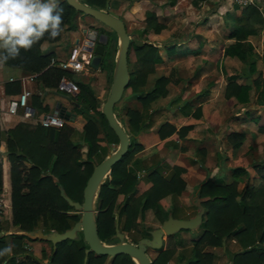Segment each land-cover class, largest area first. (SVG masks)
Listing matches in <instances>:
<instances>
[{
    "label": "trees",
    "instance_id": "obj_1",
    "mask_svg": "<svg viewBox=\"0 0 264 264\" xmlns=\"http://www.w3.org/2000/svg\"><path fill=\"white\" fill-rule=\"evenodd\" d=\"M80 1L107 11L106 0ZM174 1L169 0L171 4ZM197 1L192 0L193 3ZM60 7L63 9V29L74 25L76 13L85 14L74 9L66 0H60ZM245 8L248 9L246 12L249 20L231 32V35H236L237 39L225 48V53L235 54L242 60L251 55L252 50L245 36L258 32L264 26V18L255 5H246L243 10ZM145 23V31L150 28L158 32L163 26L156 21L153 12L146 13ZM98 33H105L108 40L95 41L92 53L100 56L99 68L105 71L110 84L116 34L113 32L111 50H108L106 45L110 40L109 33L104 29H98ZM60 37L61 34L51 40L45 36L30 51L21 50L17 59H10L4 65L17 67L26 72H37L36 79L42 88L47 91H49L48 88L54 87L55 89L58 79L62 75L70 77L71 72L48 65L54 51L43 49L41 44L55 42ZM132 49L138 66L129 70L127 86H130L133 92H137L136 97L141 102L142 108H147L152 99L166 93L164 85L169 77L159 76L154 80L150 89H143L147 74L153 70L154 64L160 61V56L156 47L148 42L134 43ZM249 67L253 70L252 62ZM76 83L78 89L70 96L73 99L75 113L82 114L85 118L80 137L86 146L84 156L81 155L82 151L79 150L78 142L72 140L74 127L67 123L74 113L65 109L56 110L66 119L65 123L59 127H44L39 123L17 121L12 127L0 129V139L4 137L9 161L11 224L18 230L33 232L40 228L43 233H48L52 230L62 232L71 227L78 220L80 213L62 198L59 194V187H62L64 193L72 200L81 202L84 185L96 163L94 162L95 156L101 153L100 157L98 156V161H100L107 154L109 145L118 142L117 136L99 109L102 101L94 94L89 82L76 81ZM20 88L17 80L4 82L6 94L17 93ZM249 89L250 84L228 81L225 94H231L233 90H236L237 99L246 102ZM30 96L37 111H49L48 104L42 103L40 95ZM258 102L264 103V80L258 92ZM116 116L120 118L129 132L136 133L143 129L142 113L138 109L119 111ZM164 127H168L166 133L174 130V126L165 122L158 128L160 135H164L161 132ZM188 127L189 125H182L177 132L180 133ZM227 136L232 147L235 148L243 139L242 132H231ZM100 141H103V144ZM139 148V144H135L134 139L130 138L126 152L111 166L109 176L100 185L95 201L94 216L98 236L104 242L117 240L114 237L115 213L117 226L121 232H128L132 229L143 230L139 238L149 237V227H144V229L138 227L144 211L152 208L159 222H162L167 213L166 211L164 213L159 205V199L167 194H179L184 188V181L177 175L181 167H173L174 173L168 177L162 176L153 169L146 176L150 182L149 186L141 194L135 196L139 174L130 169L128 163ZM254 166L258 173L257 179H253V182L245 181L239 190L236 180L220 183L207 178L199 186L197 195L201 199L200 203L204 212L198 226L202 227V231L192 239L191 257L186 258L181 264H211L214 253L208 247H221L223 240L227 238L234 239L238 244V248L231 256V264H264V165L256 163ZM230 170L234 176L247 172L243 166H235ZM119 196H122L120 200ZM162 214L164 217L161 216ZM4 236V234L0 235V249L8 245ZM10 236V244L13 245L12 253L0 257V264H136L125 253L116 254L107 261V255L93 251L88 252L84 261V249L87 243L81 231H77L74 238L58 241L54 246L49 240L30 238L24 233H11ZM167 237L171 238L170 235ZM24 240H41L48 243L49 253L45 255V251L41 250L42 257H46L47 262L44 263L31 257L28 249L23 246ZM173 251L172 246L160 249L151 258V264H166ZM20 253L26 258L17 259ZM4 260H6L5 263H3Z\"/></svg>",
    "mask_w": 264,
    "mask_h": 264
},
{
    "label": "crops",
    "instance_id": "obj_2",
    "mask_svg": "<svg viewBox=\"0 0 264 264\" xmlns=\"http://www.w3.org/2000/svg\"><path fill=\"white\" fill-rule=\"evenodd\" d=\"M110 1L111 0H108V4L110 3ZM180 1L181 0H175L172 4L169 2V0H163L162 2H165L166 5L172 7L174 10H177L179 9L178 6ZM183 1L187 2L186 7L189 9V11L194 10L196 12H201L196 16L198 17V19H196L197 21L194 27H192L186 33L181 31L182 33H177L176 35H174V32L171 33L170 30L172 26L169 25L168 22L166 24L163 18H161L159 16V13H157L155 10L149 9L144 12V19L147 12H153L156 16V21L163 25L162 28L158 32H155L150 28L145 31L144 29L146 23L144 21L141 29H138L137 32H131L132 38L130 39L129 45L132 47L134 43L148 42L156 47L157 53L160 56V61L156 62L153 66V70L147 74V76L154 75L152 77L154 78L153 80H155L159 76H167L169 74H167V71L163 73H157L158 71L156 72L155 70L158 64L160 65L166 60L170 62L168 66H174L172 70L175 71L177 68V70L179 71L182 70V66H185L187 68H190V72H192V74L188 77L183 75L178 76L177 79L173 78L174 82L172 83L175 84V93L172 92V94L170 95L166 92L167 95L165 94L166 96L164 95L162 98H160V96H157L159 98H154V103H150V101L147 108H142L141 102L136 97L137 92L130 91L131 95L128 98L129 100H125V105L117 108L116 110L113 108V110L118 114L119 111L125 112L126 109H138L142 113L144 126L142 127L143 129L136 133L127 131L123 125V122L117 116L124 129L129 133V139L133 138L135 144H139L140 147L139 150L135 152L129 164L130 169L136 171L139 174V181L137 183L136 191L141 180L146 183V187L144 188V190L149 186L150 182L146 177L149 171L154 169L158 171L162 176V173H167L168 176H170V174L174 173L173 167L179 166L181 167V170L177 175L184 181V188L181 192H185L184 196H187L189 194L190 202L188 205L195 208L197 207V202L201 201V199L197 195L198 188L207 178L220 183H227L232 180H236L238 190L244 185L245 181L250 180V173L248 172L247 165H239V162L237 163L232 157V155L236 154V152L239 153V147L241 143L236 148L232 147L231 141L230 139H228L227 135L231 132H242V141L246 139L247 134L253 137L256 129H253L252 127L251 129L248 127V131L246 129H239V127H237L235 123L238 122L239 124V115L241 114V116L243 115L245 119L251 121L253 125L257 126L260 118L259 112L264 111V103L258 102V92L262 87V83L264 80V26L258 32L247 34L245 36V40L251 44L252 50L251 55L242 60L235 54L225 53V48L228 46V44L237 39L236 35H231V32L238 28L239 25H243L248 22L249 17L246 12L248 9L245 8V10H243L245 6L237 5L234 1V5H231L229 3L230 0L229 2H226V0H198L196 3H193L192 0ZM258 2L262 3V6H260V4H257L255 6L260 11L261 16L264 18V3L262 2V0H258ZM79 19L80 16H78L77 18L75 16L74 18L75 22ZM188 19L191 18L188 17ZM212 19H215V30L217 31V33L213 35L210 32L209 26ZM198 20L200 21V23H198ZM101 24L103 23L101 22L97 25L91 23L92 26H84V24H80L79 22H77L78 28H76L75 30L81 31L84 28L91 27L93 29H96L98 32V29H103ZM166 25L168 27L167 29L165 28ZM125 28L126 30L128 29L126 24ZM166 30H168L169 33L165 34ZM141 35H146L155 40H157V37L155 36H159L163 39L158 43V45L154 41H149V39H141L142 42H138L134 39L140 38ZM76 36L77 35L74 36V40L77 38ZM216 38H219L216 47H218L220 51H217L214 56H211L213 54L215 46L213 39ZM79 39L80 41H82L81 38ZM106 40H108V36H106L105 41ZM46 43L47 42H43L41 44V47L45 50H47V47L44 46L46 45ZM257 45L259 47H257ZM53 56L59 58L55 55ZM251 62L253 70H250L249 67ZM127 66L129 70V58ZM97 68H99V65ZM241 68L243 69V71ZM29 73L31 72L23 71L22 69L17 67L0 64V129L2 130L12 127L17 121L29 122L21 117L20 110H18L19 112L15 115L8 114L4 110L5 100L10 97V95H15L18 93L6 94L4 92V82L8 81L7 78L9 76L19 77L27 75ZM170 80L171 77H169V80L167 82L169 85L171 83L169 82ZM228 81H233L237 84H250V89L248 90V101L242 102L237 99L235 95L236 90H233L231 94L229 92V94H225V91L227 92L226 83ZM169 85L167 86V88L169 87ZM26 86L31 91V95H40L42 103H46L45 96L49 91L42 88V85L36 78L31 81L28 80L26 82ZM56 91L57 90H55V92ZM94 94L98 96L95 92ZM252 94L253 98L251 97ZM62 95L65 98L70 97V95L68 94ZM124 98L125 97H123V99ZM163 98H168L166 100V103L160 106L157 105L159 104L158 101ZM251 102H254V105L252 104L253 106L249 107V104ZM71 103L72 109L70 110L65 106H62L60 103H55L53 109L50 110V105L47 102L49 106L48 112L56 111L60 108L71 111L72 113H74V116L70 120H67V123L73 126L72 123L75 121V119H77L78 114L75 113L73 101ZM28 104L30 109L33 110L35 114H39L41 112L37 111L36 107L32 104L31 96L29 98ZM233 108H236L237 110L231 111V109ZM239 109H242L243 113H241V111L239 112ZM230 111L232 114L230 113ZM236 115H238V117H235ZM83 120L85 121L84 116ZM77 122L79 124L81 123L78 121V119ZM165 122L174 126V130L171 133H166V131H168V127H164L161 130L162 134L164 133V135H160L158 128ZM83 123L79 125L80 132ZM182 125H189V127L184 131L181 130L180 133H178L177 129ZM257 128L264 129V125H258ZM74 129V133L76 134V128ZM74 133L72 137L74 136ZM77 142H79L80 145L84 144L80 139H78ZM228 142L230 143V146ZM100 143L103 144V141H100ZM0 150L1 188L6 190V195L8 193V196H5L4 194V198L8 213H10L11 215V202L9 199V161L6 155L4 137H1L0 139ZM235 166L245 167L247 170L246 174L237 176L232 175L230 169ZM239 183H242L243 185L239 187ZM182 193L179 196L174 194H167L163 196L165 199L164 202L166 203V199H168L169 197H175V199L178 200L177 198H181ZM160 199L159 205L161 206L163 200L161 199L162 201H160ZM183 201L182 198L181 201L179 200L181 204L184 203ZM170 203L164 206V209L167 210V216L171 215L172 217L176 218H188L196 213L195 212L193 215H191L189 210L186 209V217L176 216L169 208ZM160 223L162 222H159L158 226ZM37 230L41 229L37 228L33 232H26L22 230L20 231L21 233L28 235L30 238H33L31 235L34 234ZM3 232L4 231H1V235L3 234ZM224 241L225 240H223V242ZM40 242L46 244V242ZM37 243L39 244V242ZM54 245L55 244H53V246ZM5 262L6 260L3 261V263Z\"/></svg>",
    "mask_w": 264,
    "mask_h": 264
},
{
    "label": "rangeland",
    "instance_id": "obj_3",
    "mask_svg": "<svg viewBox=\"0 0 264 264\" xmlns=\"http://www.w3.org/2000/svg\"><path fill=\"white\" fill-rule=\"evenodd\" d=\"M162 1L163 0H111L106 8H107L108 12L110 11L112 14H115L116 16L120 17L124 21V24L127 25V28H128L127 31L129 33L137 32L138 29H141V27L145 21L144 12L146 10H149V9L155 10L157 13H159V16L161 18H163V20L166 22V24L168 22L169 25L172 26L170 28V30H171V33L174 32L173 33L174 35H176L177 33H182L181 31L186 33L192 27L195 26V23L197 21L196 19H198V17H196V16L199 15V13H201V12H196L193 9H192L193 11H191V10L189 11V9L186 7L187 2L186 1L184 2L183 0H181L179 2V6H178L179 9L176 8L177 10H174L172 7H169L168 5H166L165 2H162ZM226 2H229V0H226ZM262 2L264 3V0H262ZM229 3L231 5H234L232 0H230ZM257 4H260V6H262V3H259L258 1H257ZM75 16H76V18L78 16H80V19L76 20V22L74 20L75 23L71 28L63 29V31L61 32V37L57 41L51 42V43L47 42L46 45H44L45 47H47V50H53L55 52L54 55L59 57V58L67 57V54H68L70 48L74 45V36L75 35H77L76 37H78V38H81V39L83 38V34L81 33V31L75 30L76 28H78L77 22H79L80 24H84V26H90L91 23H94V25L101 23V22H98L99 20L97 21L95 18H93L92 16L87 15V14L85 15V14L76 13ZM187 16L190 17L191 19H188ZM86 19L89 21H87ZM198 23H200L199 20H198ZM215 24H216L215 19H212V21L209 25L210 26V32L212 35L217 33V31L215 30V27H216ZM101 26L103 27V29H105L109 33V39L110 40L108 41V44L106 45V47L108 50H111V40L113 39L112 37L114 36V34H113L114 31L104 24H101ZM165 28L166 29L168 28L167 25ZM162 30H164V29H162ZM167 33H169L168 30L165 31V34H167ZM155 37H157L156 38L157 40L150 38L146 35H144V36L141 35L140 38H138V39L134 38V39L137 40L138 42H142L141 39H145V40L149 39V41H151V42L154 41L158 45V43L160 41H162L163 38H161L159 36H155ZM162 37H164V36H162ZM116 39H117V37H116ZM218 41H219V38L213 39L215 46H214L213 54L211 56H214L217 53V51H220L219 48L216 47ZM257 47H259V46L257 45ZM78 56H79V58H82V52ZM128 58H129V70H132L133 68L138 66V62L135 60L133 49L130 45H129V51H128ZM87 64L85 65V69H82L78 72H73V73L71 72V76L69 78L74 80V81H86V82L88 81L89 84L91 85V87L93 88V92H95L98 95L100 100L104 101V99L107 95L108 89H109V85H110L108 80H107V75L105 74L104 70H99V68L95 69L91 66H88L89 64L88 65ZM169 64H170V62L166 60V61H164V63H162L160 65L158 64L156 66L155 70H156V72L158 71L157 73H163L165 71H167V74L169 73L167 76L171 77V80L169 81L171 83L169 85L166 82V84L169 85L168 88H167L168 85L165 84L164 86H165L167 94L171 95L172 92L175 93L174 92L175 91V86H174L175 84L172 83V82H174L173 78L177 79L178 76H183V75L188 77L192 74V72H190V68H187L185 66H182V70L178 71L176 68V70L174 71V70H172L174 66L170 67V66H168ZM242 71H243V69H242ZM148 76H146L147 81L145 80V84H144V86H142V88L145 90L150 89L152 87L151 84H153V82H154V80H153L154 78H152L154 75L149 76V78H148ZM151 78H152V81H151ZM48 89H49V92L45 96V101H46V103L48 102V104L50 105V110L53 109L55 103H60L62 106H65L69 110L72 109V106H71L72 103L71 102L73 101V99L71 98V96L65 98L62 95L65 93L57 92V91L55 92L54 87L48 88ZM130 91L133 92V90H131L130 86L125 87V89L122 92L121 97L114 104L115 110L117 108L125 105L124 104L125 100H129L128 98L131 95ZM164 95H162V96L158 95V96H160V98H162ZM123 97H125V98L123 99ZM251 97L253 98V94L251 95ZM131 98H134V97H131ZM155 98H159V97H155ZM167 99L168 98L160 99L158 101L159 104H157V105L160 106V105L166 103ZM154 101L155 100L152 99L150 103H154ZM252 104L254 105V102H251L249 104V107L253 106ZM236 108L231 109V111L237 110ZM231 111H230V113H231ZM240 111H241V113H243L242 109H239V112ZM259 113H260V118H259V122L257 123V126L262 125V124L264 125V111H261ZM239 116H240L239 117V124H238V122L235 123L236 126L239 127V129H246L248 131L249 130L248 127L250 129L252 127L253 129H256V130H255V134L253 135V137H251L250 135L247 134L246 139H244L241 142V145L239 147V153L236 152V154H233L232 157L235 159V161L237 163L239 162V165H243V166L247 165L248 172L250 173V181L253 182V179H257L256 177L258 176V173L256 171L254 164L258 163V164L264 165V129L257 128V126L253 125L251 123V121L245 119L243 115H242L243 117L241 116V114ZM235 117H238V115H236ZM77 119L79 122H81L80 124L77 122ZM77 119H75V121L72 123L73 127L76 128V134L74 133V136L72 137V140L74 142L75 141L77 142L78 139H80L81 132L79 131V127H80L79 125H81L84 122L82 114H78ZM155 119H154V121H155ZM27 121H29V120H27ZM29 122L35 123L34 121H29ZM116 143L117 142H114V143H111L109 145L108 152H110L112 150V148L114 147V145ZM78 144H79V142H78ZM229 146H230V143H229ZM79 150L82 151L81 155L84 156L85 144H81L79 147ZM100 154L101 153H99V155L95 156L94 162L98 161ZM134 154H133V156H134ZM133 156H132V158H133ZM130 162L128 163V165L130 164ZM236 162H235V164H236ZM26 163L28 164V161H26ZM162 174L164 177L168 176L167 173L166 174L162 173ZM108 176H109V173L106 177H108ZM242 185H243L242 183H239V187H241ZM145 187H146V183H144V181L141 180L138 184V189L135 193V196L141 194ZM0 189L3 192V194H5V196H8V193H7V195L5 193L6 190H4L1 187H0ZM181 193L182 192H180L179 194H174V195L179 196ZM184 195H185V192H183L181 195L182 201L184 200L183 204H181L179 202V200L181 201V198L176 197L178 199V200H176L175 197H169L168 199H166V203L164 202L165 201L164 197L161 198L163 200L162 201L160 199V201H162L161 207H163L164 213H165V211L167 212V210L164 209V206L166 204H169L170 202L171 203H170L169 208H170V210H172L173 214L176 216L186 217L187 216V214L185 213L186 209L189 210L191 215H193L195 212H197L198 206L194 208L193 206L188 205L190 202L189 201L190 200L189 194L187 196H184ZM121 197L122 196H119L118 199L120 200ZM178 202H179V205H178ZM4 208H6V207H4ZM183 208H185V209H183ZM79 213H80V211H79ZM161 216L164 217V214H162ZM166 216H167V214H166ZM115 217H116V213H115ZM156 218L157 217L155 216L153 209L147 208L144 211L142 220L138 222V224H139L138 227L141 229H144V227H149L150 229H152L153 227L158 226L159 220ZM0 227H1V231H4L3 232V234L5 235L4 240L8 244H10L11 233H18V234L21 233L20 230L16 229L11 224V215H10V213H8L7 208L3 209V211H2V216L0 219ZM141 231H143V230L137 231L135 229H132L131 231L123 232V234H124V237L128 238L131 242H136L140 237ZM201 231H202L201 226H197V227H194L191 229L178 230V231L170 234L171 238H168L167 236L166 237L163 236L162 245L159 248L153 249V248L147 247L146 251H147L149 257L152 258L157 254V252L160 249H164L166 247L172 246L174 251H173L172 256L166 262V264H181L182 262H184L186 260V258H188L189 256L191 257V247H192V242H193L192 239H194L196 236H198L201 233ZM232 240H230L229 238L225 239V241L223 242L221 247H218V246L208 247V249H210L214 253L211 264H231V256L234 253V251L238 248V244L235 242L234 239H232ZM40 241L41 240H30V241L24 240L23 246L28 249L27 251L31 257L37 258L41 262L45 263V262H47V258L42 257L41 250L43 249L45 251V255H47L49 253V250H50V245L48 243L45 244V243H42ZM29 242H31V243H29ZM37 242H39V244ZM177 254H180L181 256L179 257V255L177 256ZM23 258H26L24 254L20 253L17 255V259H23ZM108 260H110V258H107V261Z\"/></svg>",
    "mask_w": 264,
    "mask_h": 264
},
{
    "label": "water",
    "instance_id": "obj_4",
    "mask_svg": "<svg viewBox=\"0 0 264 264\" xmlns=\"http://www.w3.org/2000/svg\"><path fill=\"white\" fill-rule=\"evenodd\" d=\"M66 2L74 9L99 20L111 28L117 36L111 81L107 95L101 103L100 111L117 136L118 142L104 158L93 166L84 185L81 202L72 200L64 193L63 188L59 187V193L62 198L76 210L80 211L78 220H76L71 227L62 232L52 230L48 233H43L41 230H37L31 236L33 238L46 239L51 241L52 244H55L66 238H74L77 231H81L82 237L87 243V247L84 249V261L86 260L88 252L93 251L97 254H105L108 258L119 253H125L129 255L136 264H151L150 257L146 253V248H159L162 245L163 236L166 237L178 230L191 229L198 226L202 220L203 206L200 202H197L198 211L188 218H176L168 215L159 226L149 230V237H141L135 243L125 238L123 232L118 229L116 215L114 237H116L117 240L114 242H104L99 238L94 213L96 207L95 201L100 191V185L108 175L111 166L126 152L129 144V133L124 129L119 118L116 116L113 106L115 102L119 100L123 90L128 85L129 70L127 66V54L132 34L127 32L125 24L120 17L108 11L93 7L80 0H66ZM105 5L106 7L108 6V0L105 1ZM81 33L83 34V48L90 53L89 65L93 68H97L100 62V56L92 53L94 42H104L106 34L98 33L96 29L91 27L82 29ZM79 40L80 39L77 37L74 40V44L78 43Z\"/></svg>",
    "mask_w": 264,
    "mask_h": 264
},
{
    "label": "clouds",
    "instance_id": "obj_5",
    "mask_svg": "<svg viewBox=\"0 0 264 264\" xmlns=\"http://www.w3.org/2000/svg\"><path fill=\"white\" fill-rule=\"evenodd\" d=\"M62 24L60 0H0V64L30 51L45 36L54 40ZM12 249V244L0 249V257Z\"/></svg>",
    "mask_w": 264,
    "mask_h": 264
},
{
    "label": "built area",
    "instance_id": "obj_6",
    "mask_svg": "<svg viewBox=\"0 0 264 264\" xmlns=\"http://www.w3.org/2000/svg\"><path fill=\"white\" fill-rule=\"evenodd\" d=\"M237 5L246 6V5H257L258 0H232ZM82 52V58H79V54ZM88 55V56H87ZM90 53L85 51L83 48L82 41L79 40L78 43H75L69 50L67 57L65 58H56L52 56L49 59L48 65L57 66L69 72H78L82 69H85V65L89 61ZM37 72H31L27 75L13 77L9 76L7 78L8 81L18 80L20 83V91L15 95H10L5 100L4 110L8 114L15 115L20 110V115L24 120L34 121L35 123H39L44 127H59L62 126L66 119L59 115L56 111L52 112H41L39 114H35L33 110L29 107V98L31 95V91L27 88L26 82L29 80H34L36 78ZM55 89L59 92H63L68 95H73L77 89L78 84L76 81L70 79L66 75H62L55 86ZM6 207V202L4 198V194L0 189V219L2 216V211ZM1 235V231H0Z\"/></svg>",
    "mask_w": 264,
    "mask_h": 264
},
{
    "label": "flooded vegetation",
    "instance_id": "obj_7",
    "mask_svg": "<svg viewBox=\"0 0 264 264\" xmlns=\"http://www.w3.org/2000/svg\"><path fill=\"white\" fill-rule=\"evenodd\" d=\"M160 224H161V223H160ZM160 224H159V225H160ZM167 236H168V235H167ZM134 243H135V242H134ZM146 253H147V251H146ZM147 254H148V253H147ZM150 260H151V258H150Z\"/></svg>",
    "mask_w": 264,
    "mask_h": 264
}]
</instances>
